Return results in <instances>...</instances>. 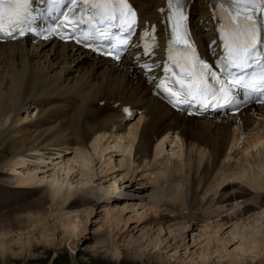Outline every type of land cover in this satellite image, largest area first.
Instances as JSON below:
<instances>
[{
	"label": "bare ground",
	"instance_id": "6f19581e",
	"mask_svg": "<svg viewBox=\"0 0 264 264\" xmlns=\"http://www.w3.org/2000/svg\"><path fill=\"white\" fill-rule=\"evenodd\" d=\"M132 2L142 27L157 30L161 58L166 0ZM190 3L189 24L207 53L213 0ZM133 66L53 40L0 43V253L52 248L57 226L66 242L83 240L94 211L105 208L107 228L92 240L115 260L171 264L165 253L174 258L185 247L184 264H264V222L253 225L264 209V107L184 117ZM129 209L134 217L121 215Z\"/></svg>",
	"mask_w": 264,
	"mask_h": 264
},
{
	"label": "snow or ice",
	"instance_id": "6c2138e0",
	"mask_svg": "<svg viewBox=\"0 0 264 264\" xmlns=\"http://www.w3.org/2000/svg\"><path fill=\"white\" fill-rule=\"evenodd\" d=\"M46 3L45 14L51 15L65 0ZM32 4L33 0H0V39L34 34L47 40L55 35L118 61L138 23L129 0H72L66 14L61 12L59 19L39 31ZM166 4L171 22L168 58L173 67L165 68V79L158 87L169 103L173 107L196 105L199 114L238 108L249 101L264 105V0H220L224 14L217 18L224 21L219 30L223 51L215 65L197 56L186 23L185 0H166ZM80 5L85 11L78 10ZM173 44L178 50L182 47V63L172 56ZM155 46L154 33L146 30L144 54L151 55ZM124 111L129 113L127 108Z\"/></svg>",
	"mask_w": 264,
	"mask_h": 264
},
{
	"label": "rangeland",
	"instance_id": "374dc122",
	"mask_svg": "<svg viewBox=\"0 0 264 264\" xmlns=\"http://www.w3.org/2000/svg\"><path fill=\"white\" fill-rule=\"evenodd\" d=\"M136 120L137 119L133 120V123H135ZM74 155L75 153L72 150H69V154L67 155V158L71 159L74 157ZM111 155H114V154H111ZM116 159L118 158L116 157L114 160ZM53 162L50 163L49 165L51 168H54L53 166H55ZM124 203L125 202H122L120 204L123 205ZM121 208L122 206H119V208L111 207V211H114L115 213L116 210L121 209ZM129 210L125 211V214L123 212V214L121 215L127 216V217L131 215L134 217L135 213L134 214L132 213V209H129ZM262 210L263 211H260L253 217V220L255 219L253 222V225H260L261 222H264V209ZM106 213L107 212L105 211V208H99V209L97 208L94 211V214L91 216L90 221L87 224V232L84 234L83 240L74 239V240H70L69 242H66L65 236H63V234L61 233L62 231H60V228L57 226V231L54 230L53 232L55 234L54 235L55 240H54V245H52V248L45 246V244L34 243L36 250L33 254H31L32 252H28V250L25 252H22L19 246L11 247V250L7 252V256L4 257L3 254L0 253V264H153V262H147V261L143 263L137 262V261H134L132 258H128L125 255L121 258L120 261H118V260L113 259L111 256L107 255L106 253L97 251L98 247L96 245V241L92 240V237L100 234L103 230L107 228V226H105L107 225L105 224ZM132 222L134 225L135 220H133ZM249 226H252V225L249 224ZM241 231H244V230L241 229ZM248 233L249 232H246L244 235L249 236L250 234ZM220 234L217 236H220ZM130 235L138 236L139 232L137 233V231H133L131 232ZM167 237L169 236H165V238ZM227 237H228V233H225V235H223V239H226ZM62 239H64L65 241L62 244L61 248L57 249L56 247L59 244L58 242H60V240ZM201 240L203 241L206 239L202 238ZM187 242H189V247L191 248L190 249L191 252H194L197 250L198 247H196V250L195 248H192V246L195 245L193 244L192 234L189 235V239H187ZM146 247H147V243L145 244V246H143V249H146ZM150 247H147L145 251L146 254L152 253L153 250ZM229 247H231V245H229ZM233 248L234 246L231 247V249ZM121 249L124 250L123 247ZM185 253H186L185 247H181V249L179 250V254H177L174 258H171L173 253L171 254L169 253L168 255L165 253L164 256L171 264H184L183 261L187 259L189 260V258H187ZM187 255H189V253Z\"/></svg>",
	"mask_w": 264,
	"mask_h": 264
}]
</instances>
